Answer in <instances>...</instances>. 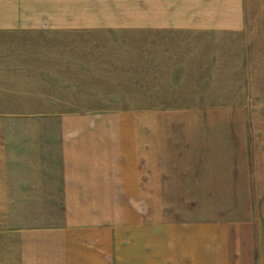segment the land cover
Listing matches in <instances>:
<instances>
[{"label": "crops", "instance_id": "1", "mask_svg": "<svg viewBox=\"0 0 264 264\" xmlns=\"http://www.w3.org/2000/svg\"><path fill=\"white\" fill-rule=\"evenodd\" d=\"M43 1L0 0V32L87 29L68 16L81 0ZM145 12L127 27L251 29L246 0H147ZM251 37L245 93L261 97L229 109H264V26ZM19 61L0 65V264H264V116L198 118L194 149L179 148L172 120L59 113L67 91L49 87L54 65Z\"/></svg>", "mask_w": 264, "mask_h": 264}, {"label": "rangeland", "instance_id": "2", "mask_svg": "<svg viewBox=\"0 0 264 264\" xmlns=\"http://www.w3.org/2000/svg\"><path fill=\"white\" fill-rule=\"evenodd\" d=\"M51 1L48 0L47 5ZM42 2L29 0V7H43L39 4ZM77 4L81 6L71 8L76 12H71L69 19L75 18L73 22L82 25L87 17V29L0 32V65L17 70L25 61H19L21 57L30 60L25 64L33 71L41 69L39 65H54L55 70L51 68L52 77L48 79L57 83L49 87L53 91H67L60 93L65 99L60 102L59 113L72 112L75 108V111L87 109V112L124 109L138 113L139 117L172 120L171 133H168L181 141L179 148L186 143L188 150L195 146L198 118L264 116V109L227 107L258 101L261 97H257L258 93L257 96L254 92L245 93L250 86L246 56L251 36L257 35L264 26V0H246L251 29L244 37L239 32L186 36L178 30L127 27L136 16L146 15L147 0H81ZM48 7L51 10V6ZM33 17L30 14L28 20ZM49 17L44 16V20ZM254 50L261 51L259 44ZM2 57L9 60L12 57V60L2 62L5 59ZM36 57H43L44 62H36ZM10 80L19 82L21 79ZM39 81L46 80L40 78ZM260 81L258 77L251 79L256 92L261 89ZM185 129L189 134L187 140L183 135ZM188 161L191 162V158Z\"/></svg>", "mask_w": 264, "mask_h": 264}]
</instances>
